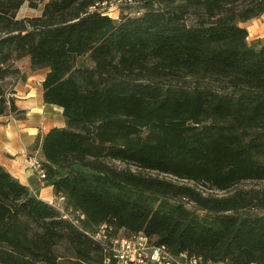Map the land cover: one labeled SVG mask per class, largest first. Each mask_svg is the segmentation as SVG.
<instances>
[{
    "label": "trees",
    "instance_id": "obj_1",
    "mask_svg": "<svg viewBox=\"0 0 264 264\" xmlns=\"http://www.w3.org/2000/svg\"><path fill=\"white\" fill-rule=\"evenodd\" d=\"M25 1L39 14L17 18ZM103 1L0 0V116L21 113L26 58L64 117L30 146L61 205L0 164V264H118L112 237L139 232L204 263L264 264V185L238 186L264 180V38L240 25L264 0H124L142 11L116 17Z\"/></svg>",
    "mask_w": 264,
    "mask_h": 264
},
{
    "label": "crops",
    "instance_id": "obj_2",
    "mask_svg": "<svg viewBox=\"0 0 264 264\" xmlns=\"http://www.w3.org/2000/svg\"><path fill=\"white\" fill-rule=\"evenodd\" d=\"M240 25L246 28L248 39L249 37L250 39L264 38V11L258 16L241 22ZM40 69H43V72L37 80L38 88H32L33 73L21 78L25 81L21 88L18 84L14 85L15 106L21 110L23 116L22 113L20 115L8 113L0 116V164L29 186L37 196L47 202L60 204L62 199L54 194L52 185L45 180H40L25 162V157L39 131L43 133L53 126L64 124L62 108L43 101L40 82L47 68ZM22 91L24 95L21 94Z\"/></svg>",
    "mask_w": 264,
    "mask_h": 264
},
{
    "label": "built area",
    "instance_id": "obj_3",
    "mask_svg": "<svg viewBox=\"0 0 264 264\" xmlns=\"http://www.w3.org/2000/svg\"><path fill=\"white\" fill-rule=\"evenodd\" d=\"M108 2L109 0L101 2L102 7ZM40 160V156L26 155L25 157L28 168L31 169L40 180H43L45 170ZM55 204L59 206V204ZM111 250L118 264H208L204 263L201 258L196 255H188L186 253L174 255L170 253L164 245L153 243L141 232L129 236L117 235L112 237ZM109 260L110 257H107L106 261L109 262Z\"/></svg>",
    "mask_w": 264,
    "mask_h": 264
},
{
    "label": "rangeland",
    "instance_id": "obj_4",
    "mask_svg": "<svg viewBox=\"0 0 264 264\" xmlns=\"http://www.w3.org/2000/svg\"><path fill=\"white\" fill-rule=\"evenodd\" d=\"M39 4L40 5H38L36 7H31L25 1L18 8V11L16 13V17L17 18H21V17L33 16L34 14H38L40 12V7H41L42 2L39 3ZM103 9H104L105 12H107L112 17H116V16H118L120 14H125V13L134 15V14H138V13H140L142 11L141 6H140L139 3L133 2V1H124V0H109V2L106 3V5L103 7ZM251 40H253V39H250V37H249V39L247 38V41H251ZM26 63H27L26 58H21V59H19V60H17L15 62V64L20 67V70H24L25 71L26 76L29 73H33L34 74V81H33V84H32V88L36 89L39 86L37 80L40 77L41 73L43 72V69L28 70L27 66H26L27 65ZM11 79L14 82L13 88H14V85L16 86V84H18L19 88H21V86H23L25 84V81H22L19 76L13 77ZM40 87H41V82H40ZM23 88L24 87H22V89ZM21 94L24 95L23 91L21 92ZM21 113H19L18 115H20ZM21 115L23 116V113ZM27 155H29V156L30 155H35V156L38 157L39 153L36 150H31L30 149V151H29V153ZM115 163L118 164V165H124V163H120L118 161H116ZM130 168L133 169V170H138V168L135 165H133V164L130 165ZM143 172L150 173V174H157L158 176L166 177V178L174 180L176 182L187 183L189 185H192V186L196 187L199 191H201L204 194H207V193H210V192H211V194L212 193H214V194H223L224 193L223 191H219V190H211L210 188H208V185L206 183H201V182L200 183H198V182L195 183V182H192L190 180L176 179V178H174L171 175H167V174H164V173H157L156 170L155 171L154 170H152V171L143 170ZM261 185H264V180H259V181L246 180V181L240 183L238 186L247 188V187H251V186H261ZM61 204H62V200H61V203L59 205H61ZM122 232H123V230H119L117 234H122ZM215 264H221V263L217 262Z\"/></svg>",
    "mask_w": 264,
    "mask_h": 264
}]
</instances>
